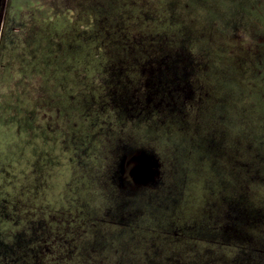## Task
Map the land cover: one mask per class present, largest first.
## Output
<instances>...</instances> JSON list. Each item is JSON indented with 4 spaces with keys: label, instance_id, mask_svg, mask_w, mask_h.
<instances>
[{
    "label": "rangeland",
    "instance_id": "obj_1",
    "mask_svg": "<svg viewBox=\"0 0 264 264\" xmlns=\"http://www.w3.org/2000/svg\"><path fill=\"white\" fill-rule=\"evenodd\" d=\"M190 1L126 0L104 20L78 0H0V264H264L246 214L264 218V0ZM93 35L180 54L183 92L152 112L133 50ZM131 146L159 173L121 208Z\"/></svg>",
    "mask_w": 264,
    "mask_h": 264
},
{
    "label": "trees",
    "instance_id": "obj_2",
    "mask_svg": "<svg viewBox=\"0 0 264 264\" xmlns=\"http://www.w3.org/2000/svg\"><path fill=\"white\" fill-rule=\"evenodd\" d=\"M79 4H81L82 2H84V4H90L92 6L91 11H97V13H102L106 16V18L104 20H106L107 18H109L111 15L113 16V14L119 15V13H121L122 8L124 6V3L126 0H78ZM162 5H167V8L165 10V12H169L174 15L176 10H185V4L181 2V0H159ZM200 1V2H199ZM190 2L194 3H198L197 5L203 6V0H191ZM190 2H189V7H190ZM195 3V4H196ZM188 7V8H189ZM90 7H88L89 9ZM193 8V7H192ZM87 9V10H88ZM191 7L188 9L187 12H191ZM166 12V13H167ZM176 15V14H175ZM166 25L171 29L176 28L177 30H179V36L177 38H172L168 39V42L170 43V45H173L176 47V44H173L176 40H180L183 38L184 33L186 32L183 31L182 29H185V26H183V24L179 21V19H177L175 16L174 18L172 17H167L166 18ZM187 28V26H186ZM103 38V37H102ZM105 39V38H103ZM103 39H101L100 35H93L91 37L88 38L87 42L90 43L89 48H95L98 47V51L101 49H103L102 47H114V48H121V50H125L126 53H131V51L133 50V54L134 57L130 60L124 59L123 61L128 62V63H135L137 66H143L141 71H140V77L143 76L148 79L149 82V87L150 90H148L146 92V96L149 97V102L151 104V111L152 112H156L158 110V108H164V104L167 100L168 95L170 96H176V94H179L180 92H183V80H182V76L180 74L179 71V64L182 62V60H184L183 57L180 56V54L176 53L174 55H169L165 54V52L162 49H159L158 44H156V39L153 40L154 42L149 41V38H146V43L144 42L143 48L137 46V47H129L128 45H126L121 39L115 37H110L105 39L107 42H105L104 44L102 43ZM135 46V45H134ZM126 49H130V50H126ZM101 52V50H100ZM99 52V53H100ZM97 57L100 55H96ZM99 61V60H97ZM146 68V69H145ZM171 69V71H168L167 73V69ZM104 68H100L101 71H103ZM263 69L264 66L261 67V69H258V71H261V73H263ZM252 90V89H250ZM184 92H186L184 90ZM129 96H132V93H130ZM140 102V98L138 99ZM135 108V107H134ZM133 108V109H134ZM141 106L134 110H132L131 108L128 107V110L131 112V114H134V116H139V113H141ZM127 109V108H126ZM143 111V110H142ZM145 113L147 112V110L144 111ZM261 146L256 145V149L259 148ZM255 212H247V228L248 231L253 234V231L256 228H260V223H262V225L264 224V218H262V222H260L261 220V216H254ZM256 214V213H255Z\"/></svg>",
    "mask_w": 264,
    "mask_h": 264
},
{
    "label": "water",
    "instance_id": "obj_3",
    "mask_svg": "<svg viewBox=\"0 0 264 264\" xmlns=\"http://www.w3.org/2000/svg\"><path fill=\"white\" fill-rule=\"evenodd\" d=\"M156 169L157 161L152 152L136 147L124 148L117 171L119 189L134 198L143 187L154 184Z\"/></svg>",
    "mask_w": 264,
    "mask_h": 264
},
{
    "label": "flooded vegetation",
    "instance_id": "obj_4",
    "mask_svg": "<svg viewBox=\"0 0 264 264\" xmlns=\"http://www.w3.org/2000/svg\"><path fill=\"white\" fill-rule=\"evenodd\" d=\"M2 36V28H0V38ZM131 147H136V146H131ZM124 148H127V147H123L122 148V151H121V156L123 155V150ZM137 149H144L146 151H149L147 150L146 148H139V147H136ZM120 156V158H121ZM119 164V163H118ZM117 171H118V166H117V169L115 171V176H114V179L111 181V185L113 187H115V190H116V195H117V198H119V201H120V207L123 208V207H132V206H137L139 205V202L143 201V199H148V196L150 194V191L152 190V187L154 184H151L149 183L148 185H146L145 187H143L140 191L137 192V194L135 195L134 198H130L129 196H127L126 194H124L118 187V178H117ZM158 170L156 169V176L155 178H157L158 176ZM155 178H154V181H155ZM154 188V187H153Z\"/></svg>",
    "mask_w": 264,
    "mask_h": 264
}]
</instances>
